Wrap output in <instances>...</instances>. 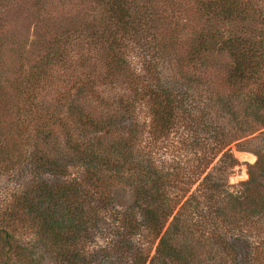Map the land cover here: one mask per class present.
<instances>
[{"label": "rangeland", "instance_id": "374dc122", "mask_svg": "<svg viewBox=\"0 0 264 264\" xmlns=\"http://www.w3.org/2000/svg\"><path fill=\"white\" fill-rule=\"evenodd\" d=\"M129 1H133L135 7L128 19L136 21L138 17H142L147 23L144 28L148 30L143 31V34L136 33L132 25L125 31L111 24L105 0H0V211L8 207L14 195L21 193L25 185L30 183L33 174L30 173L31 165L27 163V158L31 156V151L37 155L51 153V157L68 160L75 178L83 168H76V163L84 166L91 163V156L80 159L73 147L77 145L82 152L84 144L79 143L83 139L82 134L77 128L78 123L71 118L78 111L76 105L82 106L83 110L101 114L108 111L106 103L111 100L134 97L129 83L134 79L137 81L136 75L141 74L136 69L140 67L141 58L137 61L133 52L141 49L148 52L146 47L153 46V43L159 46L160 51L164 52L156 59V69L160 72L159 82L173 85L183 81V70L191 65L190 50L198 39L205 38L206 43L213 45L210 47L213 50L202 54L213 53L220 41L217 34H230V28H225V33H221L224 32L223 21L205 23L200 9L207 0ZM241 1V8L245 4L249 9L246 19L239 21L237 16L229 27L234 31L232 33L246 29L248 35L256 34L261 26L258 17L264 18V0ZM210 29L212 30L209 31ZM213 33L216 35L210 36ZM262 43L264 32L260 34V38H255L254 47L259 46L264 51V46L260 45ZM123 53L129 69L118 61ZM48 56L54 60H62L61 64L45 65ZM201 57L203 58L202 55ZM259 61L264 63V59ZM150 63L149 67L153 69V61ZM234 63L235 60L227 53L210 58V75L205 73L201 79L203 82L209 80L208 83H192L195 89L190 94V99L188 98V104L192 105H188V110L185 111L186 124L171 128L164 137L166 139L157 140L154 149L153 145L143 147L146 134L136 141L144 151L151 150L152 159L154 157L160 163L165 159L166 164H171L170 169L180 167L188 170L192 166L198 168V164L200 168L208 162L207 168L199 176L201 179L209 169L217 171L219 168V157L223 151L214 155V145L219 138L234 139L228 146L238 164L227 175V187H223L225 194L242 189V183L249 177L248 163L252 161L240 154L250 153L249 150L252 149L264 152V122L256 119L261 117L256 116L255 110L251 108L252 103L249 107L248 101L245 104L234 103L232 109H225L217 101L216 91L223 95L233 91L229 89L226 80L228 73L233 72ZM253 79L257 80L254 84L257 91L263 92V77ZM83 81L85 87L79 89L77 84ZM251 86L249 83L248 87ZM234 95L237 96L236 92ZM232 111H236V114L231 113ZM261 112L264 110L259 113ZM131 118L135 119L132 115ZM142 118L134 120H139L138 129ZM128 121L129 118L123 120L125 124ZM123 131L126 132V129ZM159 144H163V147L157 150ZM237 146L244 150H238ZM38 173L42 179L53 178L46 170L40 169ZM124 174L128 175V172ZM198 181L189 188L183 184L181 194L185 197L198 193L195 190ZM89 183L86 182V185ZM131 183L126 185L121 182L112 188L117 200L124 205L112 203L108 206L111 209L105 213V219L100 220L99 217L95 226L88 223L90 234L82 238L83 242H77L76 250L82 248L86 253L97 250L100 253L102 247L107 246L109 238L113 237L110 226L115 218L110 212L127 208L139 211L145 205L162 212L174 194L171 186L160 185L157 188L153 183H144L146 200L137 205L133 198L134 180ZM194 195L186 218L175 222L170 215L166 227L172 220L173 229L170 231L173 233L181 230L188 236L190 245L195 248L192 250L198 255L199 264H264V230L253 227L250 218H243V213L234 205V200H224L225 213H231L226 214V217L231 219L234 227H239L236 230L232 226L224 233V243L214 235L212 225L207 222H211V216L215 214L206 211V207H210L208 201L203 200L202 204L201 197ZM204 207L206 210H202ZM200 208L201 211H198ZM83 233L74 239L79 240ZM156 242L151 247L147 244L142 247L151 249L153 253ZM226 246L235 250L234 259L224 249ZM43 248L44 245L40 244L33 249L43 255L38 263L58 264L49 251ZM15 262L11 264H20Z\"/></svg>", "mask_w": 264, "mask_h": 264}, {"label": "trees", "instance_id": "16d2710c", "mask_svg": "<svg viewBox=\"0 0 264 264\" xmlns=\"http://www.w3.org/2000/svg\"><path fill=\"white\" fill-rule=\"evenodd\" d=\"M205 2L200 9L205 23L223 21L224 32L221 33H225V28H230L228 31L230 34L222 35L217 32L220 41L213 53L202 54L213 50L210 48L213 45L206 43L205 38L198 39L197 44L190 50L191 65L183 70L185 80L182 79V82H175L173 85L160 84L156 59L164 52L153 43V46L146 47L149 49L148 52L143 49L133 52L137 61H140L139 57L141 58L140 67L132 65L141 72L136 75L137 81L134 79L129 83L133 98L125 100L115 98L106 103L109 109L101 114L83 110L82 106L76 105L78 111L71 119L79 125L77 128L83 138L79 143L84 144V148L81 152L77 145L73 147L76 148L80 159L91 156V163L86 166L76 163V168L83 167L76 178L72 175L73 170L70 171L68 160L65 161L62 156L51 157V153L37 155L31 151V156L27 158V163L31 165L30 173L33 174L30 183L25 185L21 193L14 195L8 207L0 211V264H11L15 261L20 264H39V259L43 258V255L33 249L40 244L44 245L43 249L48 250L58 264H199L198 255L192 250L194 247L190 245L188 236L181 230L173 233L170 231L173 229L172 220L178 222V219L186 218L188 215L187 209L191 206L190 201L193 196L195 197L194 194L201 197L202 204L203 200L208 201L210 207L205 206L208 210L205 207L202 210L209 214H217L215 217L211 216V222H207L212 225V231L218 239L226 240L224 233L233 226L231 219L226 217V214L231 213H225L224 200H234V205L243 213L242 217L250 218L253 227L264 230V152L260 149L240 154L246 155L252 161L248 163L249 177L242 183V189L231 194H225L223 187H227L229 171L238 164L228 146L234 139L219 138L218 143L214 145L216 147L214 155L223 151L219 157V168L217 171L209 169L201 179L199 176L207 168L208 162L200 168L198 164V168L192 166L188 170L180 167L170 169L171 164H166L165 159L161 163L157 162L154 157L152 159L150 149L144 151L145 147L152 145L154 149L157 140L166 139L167 137H164L171 128L186 124L185 111L188 110V105H192L188 104V98L195 89L192 83L209 81L203 82L201 79L205 73L210 75L208 68L210 58L223 53H227L235 60L233 72L228 73L226 80L229 89L233 91L226 95L216 91L218 103L225 109H232L234 103L245 104L248 101V107L252 103L251 108L255 110L256 116L261 117L256 119L264 122V112L259 113L264 110V91H257L254 87L257 80L253 79L263 77L264 82V63L261 64L259 61L264 59V51L259 46L254 47L255 38H260V34L264 32V18L258 17L261 26L256 34L248 35L246 29L232 33L234 31L229 27L230 22L237 16L239 21L245 20L249 11L247 6L244 4L241 8L243 5L241 0ZM105 5H108L111 15L109 20L114 26L126 31L129 25H132L134 31L141 34L148 30L144 28L147 24L144 18L138 17L136 21L128 19L135 7L133 1L105 0ZM213 35L216 34H210ZM260 45L264 46V43ZM61 61L48 56L44 63L56 65L61 64ZM118 61L125 68H130L126 66L124 53L118 57ZM150 61H153V69L149 67ZM107 64L111 65L108 62ZM67 79L70 81L68 77ZM249 83L252 84L250 88ZM77 86L83 89L85 81ZM235 92L237 96L234 95ZM231 113L236 114V111ZM131 115L135 119L143 117L139 129L137 127L139 120L134 121ZM125 118L130 119L128 124L123 122ZM143 134H146L144 148L136 143L139 140L137 138L144 136ZM162 147L163 144H159L157 150ZM237 149L244 150L241 146H237ZM96 160L98 162H95ZM38 168L48 171L53 178L42 179ZM169 170L171 172H166ZM126 172L128 175L124 174ZM131 180H134L133 198L137 205L146 200L144 183H153L157 188L160 185L173 187L174 194L169 199L165 211H157L154 207L150 209L145 205V208L140 207L139 211L127 208L110 212L109 214L115 218L112 219L110 226L113 237L109 238L107 246L102 247L100 253L97 249L96 252L90 253H86L82 248L76 250L77 242H83L82 238L90 234L88 225L92 223L94 226L97 225L99 217L100 220L105 219V213L111 209H108L109 205L112 203L124 205L117 200L118 197L113 194L112 188L121 182L126 185L132 184ZM196 180H199L195 188L198 193L184 197L181 194L182 185L185 184L186 188H189ZM88 181L90 183L86 185ZM199 210L201 211V208ZM222 214L225 216H220ZM170 215L172 220L166 227ZM81 233H83L81 238L75 240L74 238L79 237ZM136 234L139 236H135ZM155 242L153 253L151 249L146 250L142 247L146 244L151 247ZM224 249H227L230 257L234 259L235 250L228 246Z\"/></svg>", "mask_w": 264, "mask_h": 264}]
</instances>
